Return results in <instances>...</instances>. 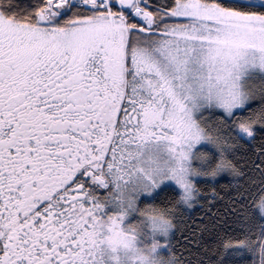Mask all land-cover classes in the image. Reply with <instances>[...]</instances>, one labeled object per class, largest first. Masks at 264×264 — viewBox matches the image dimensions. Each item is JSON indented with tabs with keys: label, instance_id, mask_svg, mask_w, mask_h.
I'll return each mask as SVG.
<instances>
[{
	"label": "snow or ice",
	"instance_id": "obj_1",
	"mask_svg": "<svg viewBox=\"0 0 264 264\" xmlns=\"http://www.w3.org/2000/svg\"><path fill=\"white\" fill-rule=\"evenodd\" d=\"M0 264H264V0H0Z\"/></svg>",
	"mask_w": 264,
	"mask_h": 264
}]
</instances>
